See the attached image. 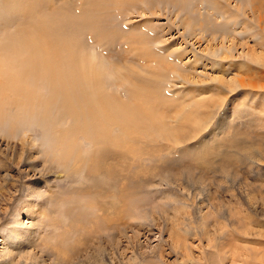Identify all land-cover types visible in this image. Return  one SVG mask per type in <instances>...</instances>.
<instances>
[{
    "label": "rangeland",
    "instance_id": "obj_1",
    "mask_svg": "<svg viewBox=\"0 0 264 264\" xmlns=\"http://www.w3.org/2000/svg\"><path fill=\"white\" fill-rule=\"evenodd\" d=\"M238 247L264 258V0H0V264Z\"/></svg>",
    "mask_w": 264,
    "mask_h": 264
},
{
    "label": "bare ground",
    "instance_id": "obj_2",
    "mask_svg": "<svg viewBox=\"0 0 264 264\" xmlns=\"http://www.w3.org/2000/svg\"><path fill=\"white\" fill-rule=\"evenodd\" d=\"M95 2V1H94ZM91 3V2H90ZM237 7V6H236ZM89 8H91V7H89ZM85 9V8H84ZM235 9H238V8H235ZM255 9H257V8H255ZM64 10V9H63ZM66 10V9H65ZM90 10H92V8L90 9ZM95 11V10H94ZM94 11H91L92 13L94 12ZM229 12V11H228ZM55 13H57V12H55ZM98 13V12H97ZM83 14V13H82ZM86 14V13H85ZM85 14H83V15H85ZM88 14V13H87ZM99 14V13H98ZM60 15V14H59ZM52 16V15H51ZM84 17V16H83ZM52 18V17H51ZM54 18H56V17H54ZM54 18H53V21H54ZM62 18V17H61ZM57 19V18H56ZM72 20V19H71ZM96 20V19H95ZM45 20H43V22H44ZM48 21H49V19H48ZM48 21H45L46 22V24H44L43 22H42V24H44L43 26H42V28L44 29V26L46 25V28L48 27V25H47V23H48ZM50 21H51V19H50ZM56 22V21H55ZM68 22V24L70 23V20H68L67 21ZM51 23V22H50ZM63 23V22H62ZM62 23H59V24H62ZM64 23H66L65 21H64ZM76 23V22H75ZM54 24V23H53ZM57 24V23H56ZM58 24V25H59ZM70 24H73L74 25V21L72 20L71 21V23ZM69 24V25H70ZM62 25H65V24H62ZM97 25V24H96ZM192 25V24H191ZM50 26V25H49ZM57 27H60V26H57ZM66 27V26H65ZM84 27V26H83ZM64 28V27H63ZM62 28V29H63ZM52 29H53V31L55 32V30H54V26L52 27ZM52 29H50L51 31H52ZM60 29H61V27H60ZM64 29H66V28H64ZM49 30V29H48ZM57 30V29H56ZM106 30V29H105ZM47 31V30H46ZM51 31H50V33H48V32H46V33H48V34H50V36L52 35L51 34ZM58 31V30H57ZM67 31V30H66ZM45 32V29H44V31L41 33V34H43ZM56 33V32H55ZM58 33H60V32H58ZM61 34V33H60ZM59 35V34H58ZM62 35V34H61ZM25 36V35H24ZM108 36V35H107ZM62 37V36H61ZM35 42V41H34ZM50 43V46H51V48L52 49H54V47H53V44H59V43H57V42H53V41H51V42H49ZM65 43H67V42H65ZM67 45V44H66ZM38 46H39V49H41V50H43V51H45L46 50V47L43 45V43L42 42H40L39 44H38ZM50 46H48V47H50ZM68 46H71V45H69L68 44ZM76 47V46H75ZM36 48V47H35ZM62 48H63V46H62ZM61 49V48H60ZM71 51H72V55L73 54H75V52H74V49L72 48L71 49ZM79 51V50H78ZM81 52V51H80ZM17 53V52H16ZM45 53L46 54H48L47 53V50L45 51ZM70 53V52H69ZM44 54V53H43ZM39 55V54H38ZM48 56V55H47ZM61 57H66L63 53H60V55H57V59L55 60L57 63H60V62H63V60L61 59ZM68 57H69V55H68ZM67 57V58H68ZM67 58H65V59H67ZM48 59V58H47ZM86 59V58H85ZM41 60V59H40ZM43 60V59H42ZM82 60V59H81ZM54 61V62H55ZM65 61V60H64ZM79 62V61H78ZM77 62V63H78ZM82 62V61H81ZM84 62V61H83ZM70 63V62H69ZM74 63V62H73ZM89 63V62H88ZM88 63H86V64H88ZM61 65V64H60ZM62 65H64V64H62ZM76 65V64H75ZM89 65V64H88ZM94 65H95V63H94ZM57 66V65H56ZM66 66V65H65ZM73 66V65H72ZM61 67V66H60ZM68 67V66H67ZM78 67V66H77ZM89 67V66H88ZM94 67V66H93ZM58 68H59V66H58ZM65 68V67H64ZM87 68V67H86ZM90 68V67H89ZM40 69H41V67H40ZM43 69V68H42ZM80 69H81V67H80ZM106 69V68H105ZM65 70V69H64ZM74 70V69H73ZM87 70L89 71L88 72V74H86V72H85V77L89 80V81H92L93 79H92V77H96L97 78V76H93V72H91V70H89L88 68H87ZM107 70V69H106ZM2 71V70H1ZM41 71H43V70H41ZM45 71V70H44ZM62 71V70H61ZM70 71V70H69ZM98 71V70H97ZM3 72H4V70H3ZM67 72V71H66ZM83 72H84V70H83ZM43 72H41V75H42V77H43V79H44V73L42 74ZM71 73H73V74H75V78H76V81H77V73L78 72H76L75 70L74 71H72ZM82 73V72H81ZM96 73V72H95ZM40 74V73H39ZM46 74H47V72H46ZM45 74V75H46ZM72 74V75H73ZM78 75H80V74H78ZM39 77H40V75H39ZM38 78V77H37ZM99 78V77H98ZM38 81V80H37ZM79 81V80H78ZM96 81H98V80H96ZM62 82V81H61ZM81 83V82H80ZM97 83H99V82H97ZM96 84V83H95ZM100 84V83H99ZM76 85V84H75ZM14 87V86H13ZM39 87V86H38ZM50 87V86H49ZM109 87V86H108ZM87 88V87H86ZM76 89V88H75ZM31 90H33V89H31ZM42 91V90H41ZM91 91V90H90ZM21 97V96H20ZM19 97V98H20ZM81 97V96H80ZM33 99V98H32ZM68 102V101H67ZM22 103V102H21ZM64 103V102H63ZM57 104V103H56ZM89 104V103H88ZM93 105V104H92ZM69 106V105H68ZM70 107V106H69ZM95 107V106H94ZM36 109V108H35ZM40 109V108H39ZM110 112V111H109ZM93 117V116H92ZM92 119V118H91ZM107 121L108 122H114V121H116V120H114V118L112 117H109L108 116V118H107ZM117 124V123H116ZM99 128V127H98ZM99 133V132H98ZM92 134V133H91ZM104 134V133H103ZM95 135V134H94ZM96 136V135H95ZM108 137V136H107ZM84 149V148H83ZM64 154V153H63ZM263 232V231H262ZM258 234V233H257ZM257 236H259V235H257ZM262 236V235H261ZM243 247V246H242ZM242 247H238V248H236L235 249V253H234V257H232V259H233V264H264V258H263V255H261V256H259V257H255V258H253L252 257V254L251 253H249L250 255H248V254H244L245 252H243V250H244V248H242ZM260 249V248H259ZM249 250V249H248ZM249 251H251V250H249ZM257 252V251H256ZM250 257H252V258H250Z\"/></svg>",
    "mask_w": 264,
    "mask_h": 264
}]
</instances>
